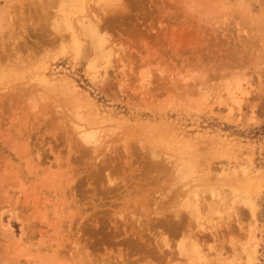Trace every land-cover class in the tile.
Instances as JSON below:
<instances>
[{
	"label": "rangeland",
	"instance_id": "obj_1",
	"mask_svg": "<svg viewBox=\"0 0 264 264\" xmlns=\"http://www.w3.org/2000/svg\"><path fill=\"white\" fill-rule=\"evenodd\" d=\"M94 260L264 264V0H0V264Z\"/></svg>",
	"mask_w": 264,
	"mask_h": 264
},
{
	"label": "bare ground",
	"instance_id": "obj_2",
	"mask_svg": "<svg viewBox=\"0 0 264 264\" xmlns=\"http://www.w3.org/2000/svg\"><path fill=\"white\" fill-rule=\"evenodd\" d=\"M82 4H83V2L80 4V6H81ZM82 6H84V5H82ZM83 9H84V8H83ZM79 12H82V11H79ZM87 12H88V11H87ZM82 13H83V12H82ZM81 16H82V15H81ZM87 20H88V19H87ZM82 21H83V20H82ZM78 22H80V21H78ZM89 22H91V21H89ZM80 23H81V22H80ZM94 23H95V22H94ZM184 23H185V22H184ZM186 23H187V22H186ZM81 25H84V23L82 22ZM88 25H90V24H88ZM179 25H180V23H179ZM90 26H92V25H90ZM95 26H97L96 23H95ZM95 26H94V27H95ZM99 27H100V26H99ZM184 27H185V26H184ZM89 28H90V27H89ZM92 28H93V27H92ZM96 28H97V27H96ZM188 28H189V27H188ZM78 29H79V28H78ZM83 29H84V27H83ZM93 29H95V28H93ZM93 29H92V30H93ZM86 30H87V29H86ZM90 30H91V29H90ZM96 30H97V29H96ZM96 30H95V32H96ZM191 30H192V29H191ZM81 31H82V30H81ZM189 31H190V30H189ZM189 31H188V32H189ZM84 32H86V31H84ZM84 32H83V33H84ZM93 33H94V32H93ZM191 33H192V32H191ZM185 35H186V33H185V34L183 33L182 36H181V34H180L181 37H183V36H185ZM188 35H189V34H188ZM180 36H179V38H180ZM191 36H195V34H194V35H193V34H192V35L190 34V37H188V36H186V37H188L187 39L190 40V39H193V38H191ZM179 38L177 37V39H179ZM183 38H185V37H183ZM101 39H102V38H101ZM180 40H181V39H180ZM180 40H179V41H180ZM191 41H192V40H191ZM102 42H103V41H102ZM191 43H192V42H191ZM91 45H92V47H93V46L95 45L94 42H92ZM101 46H102V45H101ZM94 47H95V46H94ZM96 47H97V46H96ZM99 47H100V46H99ZM198 48H199V47H198ZM95 49H96V48H95ZM97 50H98V49H97ZM94 51H95V50H94ZM96 52H97V51H96ZM93 62H94V61H93ZM94 64H95V62H94ZM95 65H96V64H95ZM43 83H44V81H43ZM46 83H47V82H46ZM54 83H55V82H54ZM64 84H65V85H64V89H65V88L67 89V90L65 89L66 91H70V92L73 91V90H72V86H71L70 84H67V83H64ZM51 85H53V84H51ZM72 85H73V84H72ZM53 87H54V86H53ZM53 87H52V88H53ZM55 87H56V86H55ZM57 87H59V86H57ZM50 88H51V87H50ZM49 90H50V89H49ZM62 91H63V90H62ZM78 91H79V89H78ZM64 93H67V92H64ZM74 94H75V93H74ZM65 95H67V94H65ZM78 95L81 96L82 94H81V95L78 94ZM71 96H72V94H71ZM75 96H76V95H74V98H76V99L72 98V99H74L73 101H75V100L77 101V99H79V98H77V97H75ZM90 100H91V99H90ZM76 101H75V102H76ZM93 102H94V101H93ZM78 103H80V101H78ZM73 105H74V104H73ZM76 106H77V105H76ZM76 106H74V107H76ZM90 106H91V105H90ZM95 107H96V106H95ZM96 109H97V108H96ZM88 110H89V109H88ZM90 110H91V109H90ZM97 112H98V111H97ZM93 113H94L95 115H97L95 112H93ZM93 113H92V114H93ZM89 116H90V115H89ZM97 116H98V115H97ZM90 117H91V116H90ZM94 117H95V116H93L92 118H94ZM77 118H79V117H76V119H77ZM95 118H96V117H95ZM82 119H83V118H82ZM86 119H87V118H86ZM102 119H103V118H102ZM78 120H79V119H78ZM80 120H81V119H80ZM88 120H89V119H88ZM83 121H84V122H82V120H81L82 124H81V123H78V124H81V125H78V124H76V125L81 127V126L83 125V123H85V120H83ZM100 121H101V120H99V122H100ZM79 122H80V121H79ZM91 122H92V121H91ZM91 122H89V123H91ZM91 124H92V123H91ZM98 124H99V123H98ZM74 125H75V124H74ZM84 125H85V124H84ZM88 125H89V124H88ZM88 125H86V126H88ZM94 125H95V124H94ZM86 126H85V127H86ZM91 126H92V125H91ZM97 126H98V125H97ZM80 127H79V128H80ZM89 127H90V126H89ZM94 127H96V126H94ZM94 127H93L94 130L97 129V128H94ZM72 128H73V127H72ZM74 129H75V128H74ZM80 129H81V128H80ZM85 129H86V128H85ZM90 129H92V127H90ZM90 129L88 128V131H89ZM83 130H84V129H83ZM76 131H77V129L75 130V132H76ZM88 131H85L86 136H87V132H88ZM77 132H78V131H77ZM80 132H81V131L79 130L78 133H80ZM89 132H91V131H89ZM92 132H93V131H92ZM82 133H83V132H82ZM85 133H83V135H84ZM90 134H91V133H90ZM92 134H93V133H92ZM75 135H76V134H75ZM93 135H94V134H93ZM78 138H79V136H78ZM81 139L86 140V139H84L83 137H82ZM89 141H90V140H89ZM85 142H86V141H85ZM83 143H84V142H83ZM85 144L87 145V143H85ZM91 144H92V143H91ZM86 147H87V146H86ZM87 148H89V147H87ZM87 148H86V149H87ZM86 149H84V150H86ZM89 149H90V148H89ZM93 149H95V148H93ZM85 152L88 153L89 151L87 150V151H84V153H85ZM152 164H153V163H152ZM154 164H156V163H154ZM158 164H159V163H158ZM108 165H109V164H108ZM159 165H160V164H159ZM98 166H99V165H98ZM106 167H107L106 165H105V167L103 166V168H106ZM103 168H102V169H103ZM106 169L109 170L108 168H106ZM96 171H97V174H95V173H94V174H95V175H98L99 168H98V170H97V168H96ZM100 171H101V169H100ZM100 171H99V172H100ZM93 172H94V171H92V173H93ZM104 172H105V171H104ZM106 174L108 175V174H110V173L106 172ZM92 175H93V174H92ZM107 175H106V177L109 176V177L111 178L110 175H108V176H107ZM88 177H89V176H88ZM91 177H92V176H91ZM125 178H127V175H126ZM121 180H122V179H121ZM123 180H125V179H123ZM123 180H122V181H123ZM115 181H116V179H114V182H115ZM119 181H120V180L118 179V182H117L118 185H119ZM109 182H110V181H109ZM112 182H113V181H112ZM112 182H111V183H112ZM114 182H113V184H114ZM123 182H124V181H123ZM93 183H94V182H93ZM93 183H92V184H93ZM121 183H122V182H120V184H121ZM113 184H111V185H113ZM107 185H108V184H107ZM115 185H116V183H115ZM121 185H123V184H121ZM125 185H126V184H125ZM109 186H110V185H108V187H109ZM113 186H114V185H113ZM96 187H97V186H96ZM108 187H107V188H108ZM110 187H111V186H110ZM116 187H117V185H116ZM122 187H123V186H122ZM112 188H113V187H112ZM123 188H124V187H123ZM100 190H101V189H100ZM104 190H105V189H104ZM117 190L119 191L120 188L118 189V187H117ZM97 191H99L98 188H97ZM101 191H103V190H101ZM107 191H108V189H107ZM107 191H106V193H107ZM109 191L111 192L112 190H109ZM109 191H108V192H109ZM129 192H130V191H129ZM97 193H98V192H97ZM97 193L95 192V194H97ZM102 193H104V191H103ZM126 193H127V192H126ZM130 193H131V192H130ZM97 195H98V194H97ZM99 195H100V194H99ZM99 195H98L97 197H99ZM101 195H104V194H101ZM82 196H83V195H82ZM82 196H81V197H82ZM93 196H94V195H93ZM95 196H96V195H95ZM125 196H126V195H125ZM128 196H129V195H128ZM83 197H84V196H83ZM100 197H101V196H100ZM76 198H77V197H76ZM76 198H75V201H77ZM93 198H94L93 200L95 201L96 198H95V197H93ZM123 198H124V197H123ZM123 198H122V199H123ZM98 199H99V201H100V198H98ZM128 200H129V199H128ZM97 201H98V200H96V202H97ZM125 201H126V199H125ZM94 203H95V202H94ZM96 206H97V204H96ZM79 207H80V205H79ZM81 207H82V206H81ZM134 211H135V210H134ZM137 211H138V210H137ZM148 211H149V210H148ZM194 211L196 212V209H195ZM80 212H81V211H80ZM129 212H130V211H129ZM139 212H141V208L139 209ZM139 212H136V213H139ZM150 212H153V209H152ZM101 213H105V212H101ZM101 213H99V214H101ZM118 213H119V212H118ZM154 213H155V212H154ZM197 213H198V210H197ZM106 214H107V213H106ZM199 214H200V213H199ZM102 215H103V214H102ZM197 215H198V214H197ZM92 216H94V215L92 214ZM120 216H121V214H120ZM155 216H156V215H155ZM200 216H201V215H200ZM94 217H96V216H94ZM99 217H100V216H99ZM148 217H149V216H148ZM148 217H147V218H148ZM174 217H175V214H174ZM81 218H82V217H81ZM103 218H104V217H103ZM130 218H131V217H130ZM130 218H129V220H130ZM176 218H178V217L176 216ZM184 218H185V217H184ZM184 218H183V219H184ZM91 219L93 220V217H92ZM94 219H95V218H94ZM100 219H101V217H100ZM163 219H164V218H163ZM167 219H168V218H167ZM167 219H166V220H167ZM171 219H172V218H171ZM125 220L127 221V219H125ZM133 220H134V219H132V221H133ZM156 220H157V219H156ZM166 220H165V222H164L165 224H166V222H168V220H167V221H166ZM93 221H94V220H93ZM101 221H102V220H101ZM151 221H152V220H151ZM171 221H174V222H175V219H172ZM171 221H169V222L171 223ZM184 221H185V219H184ZM184 221H183V222H184ZM127 222H128V221H127ZM129 222H130V221H129ZM174 222L171 223V225H170V223H169V228L171 227V230H174V229H172V226H173V225L175 226L176 229H181L182 227L185 226V225L183 226V223H182V222H179V219H178V221L176 220V223H174ZM177 222H178V223H177ZM115 223H116V222H115ZM135 223H136V222H135ZM151 223H152V222H151ZM156 223H157V224H156ZM156 223H155L154 226H157V227H158V223H159V222L157 221ZM164 223L162 224V221H160L159 225L162 224V228H166V229L168 230V229H169V228H168V224L165 225ZM130 224H132V223H130ZM139 224H141V223L139 222ZM184 224H185V223H184ZM125 225H126V224H125ZM134 225H135V224H134ZM134 225H133V226H134ZM136 226H137V225H135V227H136ZM139 226H140V225H139ZM132 228H133V227H132ZM160 228H161V225H160ZM162 228H161V229H162ZM173 228H174V227H173ZM185 228H186V227H185ZM130 229H131V228H130ZM138 229H139V228H138ZM140 229H141V228H140ZM166 229H163V230L165 231ZM176 229H175V230H176ZM167 230H166V231H167ZM171 230H170V229L168 230V231H170V232H169L170 235H174V234H173L174 232H172ZM181 230H182V229H181ZM181 230H180V231H181ZM185 230H186V229H185ZM77 231H78V230H77ZM182 231H183V230H182ZM182 231H181V232H182ZM137 232H138V231H137ZM175 232H176V231H175ZM184 232H186V231H184ZM184 232H183V233H184ZM161 233H162V230L160 231V234H161ZM165 233H166V232L162 233V235L164 236ZM176 233H177V232H176ZM178 233H179V232H178ZM178 233H177V234H178ZM78 234H79V233H77V235H78ZM135 234H136V233H135ZM166 234H167V233H166ZM162 235H161V236H162ZM79 236H80V235H79ZM83 236H84V235H83ZM175 236H176V235H175ZM136 237H137V236H136ZM194 237H196V236H194ZM166 239H167V238H166ZM89 240H90V239H89ZM192 241H193V240H192ZM200 241H201V240H200ZM130 242H131V241H130ZM192 243H193V242H192ZM192 243H191V244H192ZM102 245H103V244H102ZM193 245L196 246V243L193 244ZM77 247H78V245H77ZM197 247H198V245H197ZM84 248H85V247H84ZM100 248H101V246H100ZM199 248H200V247H199ZM199 248H198L197 250H199ZM192 250H193V249H192ZM197 250H196V253H197ZM128 251H129V250H128ZM193 251H194V250H193ZM165 252H166V251H165ZM129 253H131V251H130ZM163 253H164V252H163ZM193 253H195V252H193ZM198 253H199V252H198ZM201 253H202V252H201ZM201 253H200V254H201ZM166 254H168V253H166ZM166 254H165V255H166ZM82 255H83V256H86V258H88V257L91 258V260H90L91 262L93 261V257H92V255H91L89 252L86 253V251H83ZM163 255H164V254H163ZM165 255H164L165 259L169 258V257L166 258ZM197 255H198V254H197ZM204 255H205V254H204ZM167 256H168V255H167ZM169 256H170V255H169ZM198 256H199V255H198ZM198 256H197V259H198V258L200 259L201 257H198ZM219 256H220V255H219ZM125 257H126V256H125ZM162 257H163V256H162ZM195 257H196V254H195L194 258H195ZM128 258H129V257H128ZM172 258H173V257H172ZM174 258H175V257H174ZM110 259H111V257H110ZM121 259H123V261H124V257H123V258L121 257ZM160 259H161V258H160ZM202 259H203V258H202ZM202 259H201V260H202ZM205 259H206V258H205ZM220 259H221V258H220ZM203 260H204V259H203ZM203 260H202V261H203ZM206 260H207V259H206ZM84 261H85V259H84ZM110 261H112V260H110ZM123 261H122V262H123ZM139 261H140V260H139ZM162 261H163V259H162ZM165 261H166V260H165ZM170 261H171V259H170ZM173 261H174V259H173ZM173 261H172V262H173ZM199 261H200V260H199ZM128 262H130V261H128ZM137 262H138V261H137ZM166 262H167V261H166ZM168 262H169V261H168ZM124 263H125V262H124ZM135 263H136V262H135ZM138 263H139V262H138ZM170 263H171V262H170ZM170 263H169V264H170ZM203 263H204V262H203ZM206 263H208V261H207ZM94 264H95V260H94ZM139 264H140V263H139ZM146 264H149V263H146Z\"/></svg>",
	"mask_w": 264,
	"mask_h": 264
}]
</instances>
